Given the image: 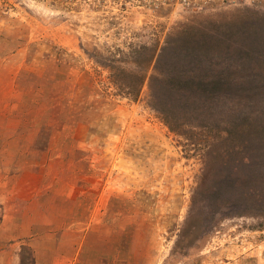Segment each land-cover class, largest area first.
<instances>
[{
	"label": "rangeland",
	"instance_id": "374dc122",
	"mask_svg": "<svg viewBox=\"0 0 264 264\" xmlns=\"http://www.w3.org/2000/svg\"><path fill=\"white\" fill-rule=\"evenodd\" d=\"M235 124L253 197L206 177ZM6 179L71 264H264V0H0Z\"/></svg>",
	"mask_w": 264,
	"mask_h": 264
},
{
	"label": "crops",
	"instance_id": "0c3cea01",
	"mask_svg": "<svg viewBox=\"0 0 264 264\" xmlns=\"http://www.w3.org/2000/svg\"><path fill=\"white\" fill-rule=\"evenodd\" d=\"M19 199L13 180H1L0 204L3 207L4 216L0 224V264H20L21 245H28L33 250L37 264L73 263L74 255L66 253L64 248L66 232L56 231V222L51 219L48 210L49 204L55 202L64 204L66 199L69 201L70 196L63 192H60L58 196L52 194L42 198L36 196L28 201L25 211H22V208L17 209L21 207ZM60 221V225H63L64 221ZM18 243H20L19 246ZM79 249L76 250L78 254L75 260L79 257L80 261L81 249Z\"/></svg>",
	"mask_w": 264,
	"mask_h": 264
},
{
	"label": "trees",
	"instance_id": "16d2710c",
	"mask_svg": "<svg viewBox=\"0 0 264 264\" xmlns=\"http://www.w3.org/2000/svg\"><path fill=\"white\" fill-rule=\"evenodd\" d=\"M153 60L151 59L149 63L151 64ZM148 63V65H149ZM115 78L118 83V85L122 88L128 89V94L133 95L137 94L138 91L134 88L132 85L125 86V80L121 78V75L117 70L114 72ZM145 80V76L139 80V85H141ZM124 81V82H123ZM167 122V121H166ZM168 123V126L174 130L171 125ZM232 128L234 129V134L232 133L231 136L228 135V137H216V140H219V144L217 146H214V144L211 145L212 149L210 150V155L208 158V164L210 166L206 168V177L209 178V176L212 174V172H215L216 166H220L219 168H222V173H220V170L216 169V175L220 176L223 175L225 177V173H227V177H232V186L229 188L230 197H235V194H237L240 197H253L258 190L254 187H244V184L241 182L242 179L240 177V169L241 165L244 163L245 160L249 158V154H246L247 149V142H246V133L247 130L243 128L240 124L232 125ZM206 138V137H205ZM207 139V138H206ZM207 142H210V140H207ZM212 166V167H211ZM215 168V169H214ZM225 172V173H224ZM226 178V177H225ZM203 184L198 185L197 191L204 190ZM207 188V187H206ZM260 196H258L259 198ZM231 203V202H229ZM264 217V214H261ZM3 212H2V206L0 205V224L2 222ZM19 257H20V264H37L35 255L33 253V250L28 245H21L20 251H19Z\"/></svg>",
	"mask_w": 264,
	"mask_h": 264
}]
</instances>
